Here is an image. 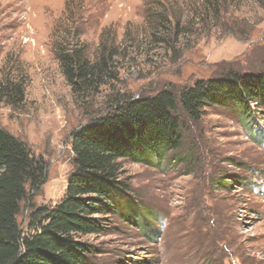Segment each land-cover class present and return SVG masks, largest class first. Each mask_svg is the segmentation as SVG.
<instances>
[{"label":"rangeland","instance_id":"obj_1","mask_svg":"<svg viewBox=\"0 0 264 264\" xmlns=\"http://www.w3.org/2000/svg\"><path fill=\"white\" fill-rule=\"evenodd\" d=\"M219 1L0 0V80L24 87L19 107L0 101V126L45 163L21 229L32 210L62 198L71 132L115 98L264 71V0ZM76 41L91 60L114 53V77L92 98L74 97L56 56ZM250 107V123L229 105L207 106L197 121L180 109V149L152 163L122 160L130 203L100 215L102 233L83 236L92 264H264V107Z\"/></svg>","mask_w":264,"mask_h":264},{"label":"trees","instance_id":"obj_2","mask_svg":"<svg viewBox=\"0 0 264 264\" xmlns=\"http://www.w3.org/2000/svg\"><path fill=\"white\" fill-rule=\"evenodd\" d=\"M211 1L205 3L211 5ZM219 2L225 4V0ZM164 13L155 15L163 19ZM112 55L104 50L91 60L78 41L71 47L57 45L56 56L76 99L92 98L106 78L114 77L108 69ZM23 99L21 81L0 80V101L16 108ZM252 103L264 107V71L197 80L178 92L164 88L154 95L115 98L102 115L71 132L73 169L65 192L54 206L32 210L26 231L18 216L30 192L42 185L45 163L0 126V264H92L89 257L94 249L83 236L102 233L105 224L100 215L124 213L122 202L130 203L121 161L152 163L180 149L183 132L176 114L180 109L197 121L205 107L229 105L250 123L256 118ZM226 177L214 184H222ZM238 183L247 186L249 182L241 176ZM129 208L128 204L127 212Z\"/></svg>","mask_w":264,"mask_h":264}]
</instances>
